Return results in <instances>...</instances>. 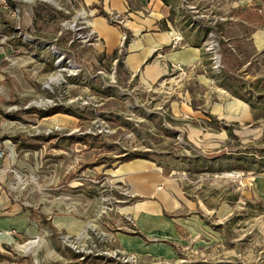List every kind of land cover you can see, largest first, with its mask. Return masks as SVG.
<instances>
[{"label": "rangeland", "instance_id": "obj_1", "mask_svg": "<svg viewBox=\"0 0 264 264\" xmlns=\"http://www.w3.org/2000/svg\"><path fill=\"white\" fill-rule=\"evenodd\" d=\"M231 1L178 0L176 5L179 11L212 20L233 14ZM14 3L10 7L0 0V191L14 188L24 208L53 216L54 221L70 217L78 226L74 232L52 235L39 223L37 237L31 238L13 232L15 240L0 248L11 258H0V264H76L66 247L91 255L94 262L84 264H264V199L253 189V180L264 175V168L243 162L244 169H231L237 149L256 161L264 156V102H258L257 120L233 126L238 139L223 144L232 155L214 156L221 147L213 138L203 139L200 128L205 124L216 134L215 123L201 112L214 95L194 78L192 68L187 73L182 66L174 67L158 83L142 85L129 80L124 67L112 60L116 52L99 51L88 26L94 10L86 0ZM207 53L210 59L201 68L205 76L219 73L220 57L219 66L213 67L212 54ZM258 57L256 64L237 66L234 72L264 73L263 56ZM257 86L255 91L264 96V81ZM188 103L200 112L178 118L174 113L181 117ZM57 106L81 116L56 113L39 118L28 113ZM38 135L50 139L39 142L34 151L18 149L12 138ZM84 136L98 147L72 142ZM123 152L157 159L164 170L173 171L186 198L203 204L202 210L195 209L207 223L190 222L175 245L173 261L121 250L119 230H131L132 220L122 213L120 189L103 164L82 169L97 160L111 165L114 161L107 162ZM130 255L135 259L124 262Z\"/></svg>", "mask_w": 264, "mask_h": 264}, {"label": "crops", "instance_id": "obj_2", "mask_svg": "<svg viewBox=\"0 0 264 264\" xmlns=\"http://www.w3.org/2000/svg\"><path fill=\"white\" fill-rule=\"evenodd\" d=\"M169 1L170 5H165L162 0H86L94 10H90L88 26L97 37L100 52L109 55L116 52L112 60L124 67L129 80L151 86L165 79L174 67L182 66L187 73L192 68L194 78L214 95L207 109H201V112L206 120L215 123L216 134L210 133L209 126L202 124V137L218 142L221 148L214 156L225 158L230 152L223 144L228 139H238L233 126L237 122L248 124L255 120V111L248 103L221 87L219 81L223 71H226L245 83L247 89L261 96L255 90L257 84L263 83L264 73L249 75V72H245L241 75L234 70L237 66L247 68L256 64L258 56H263L264 63V26L254 22L250 16L264 17V0H232L233 14L214 16L212 20L200 19L186 10L179 11L176 5L178 0ZM99 10L108 17L98 14ZM113 15H118L119 19L111 23L109 19ZM206 29L209 30L206 38L216 43L220 57L219 73L212 72L209 76H205L201 69L204 61L210 59L205 49ZM240 55H244V58L241 59ZM224 96L231 100H225ZM196 109L198 107L188 103L181 109V117L180 112L174 114L183 118L193 114ZM124 153L127 152L121 155ZM245 154L248 155V152ZM103 166L108 171L109 180L117 184L120 189L118 193L123 196L125 205L121 208L122 213L132 220L131 230H119L117 236V243L123 252L173 261L177 258L175 245L181 242L182 234L189 230L190 222L203 220L207 223L195 209L202 210L203 204L199 200L191 202L186 198L173 171L164 170L157 159L147 155L145 158L135 157L115 161L109 167ZM25 187L21 186L20 191L23 192ZM13 189L0 191V248H7V244L15 240L11 233L13 230L27 238L37 237L39 223L46 225L52 235L77 229L78 223L73 218L57 216V221H54L53 216L46 213L36 215L33 208H24L25 204H18L17 191ZM253 189L257 198L264 199V175L253 180ZM134 230L138 234H133ZM0 254L5 256L0 258H11L5 253ZM75 260L78 264V260Z\"/></svg>", "mask_w": 264, "mask_h": 264}, {"label": "trees", "instance_id": "obj_3", "mask_svg": "<svg viewBox=\"0 0 264 264\" xmlns=\"http://www.w3.org/2000/svg\"><path fill=\"white\" fill-rule=\"evenodd\" d=\"M5 1L8 4V6H10V7L15 5L14 0H5ZM162 1L165 5H170L169 0H162ZM170 13L172 14V9L170 10ZM98 14L103 15L105 17H108V15H106V13H104L101 10L98 11ZM250 16L253 18L254 22H258L259 25L264 26V17H262V16L259 17L255 14H250ZM111 23H114V22L111 21ZM208 33H209V30L206 29L204 31L205 38L207 37ZM224 52H226V51H224ZM219 85L221 87H223L224 89H226L228 92H230L233 96H235V97L245 101L246 103H248L249 106L251 107V109L254 111L256 109L260 108V105H258L259 103L264 102V96L256 95L254 93V91L247 89L245 83H243L239 79H237V77L235 75L229 74L226 71L225 72L223 71L222 79L219 81ZM29 110L30 111H28V113H35V114H37V116L39 118L48 117V116L54 115L56 113L69 114V115H72V116H75L78 118H80V116H81L78 113L74 112L72 109L65 108L63 106L51 107V108L46 109V110H37V109H29ZM6 116L14 119V115L6 114ZM254 118L258 119L259 116L255 115ZM88 137L89 136L82 137L80 139L81 141H76L75 139H72V138L71 139H72V142H80L82 144H85L87 147H91V148L92 147H98L99 143L95 144V142H93V141L88 142V140H86V138L88 139ZM12 138L14 140V143L18 147V149H20V148L38 149L40 147L38 144L39 142H42V141L48 142L50 139V137H46L44 135H40V136L38 135L35 137H31L30 139L24 138V137H22V138L20 137L18 139L16 137H12ZM93 139L94 138L92 137V140ZM91 142H93V143H91ZM235 153L237 154L238 157L236 159H234V162L231 165V169H233V170L244 169L245 164H242L243 162L253 163V164H261L260 166L262 168H264V156H262V158H260V161H256V160H254L253 155H250V154L246 155L244 151L238 150ZM135 157L145 158V157H147V155H144L141 153H132V154L124 153V155L118 156L117 158H114V159H110L107 162V164H109V162L124 161V160H129V159L135 158ZM100 164H105V163L102 162V160H97V161H94L92 163H86L85 165L82 166V169H85L86 167L92 168V167L100 165ZM109 166H110V164L107 165L106 167H109ZM70 176H72V175H70ZM71 178L72 177H69V180H71ZM132 232H133V234H138V232L136 230H134ZM65 250L67 252H69L70 254H72V256L78 260V264H84L87 262L88 259H90L91 262H94V259L89 254H85L82 252H75L69 247H66ZM0 257H5V256L0 254Z\"/></svg>", "mask_w": 264, "mask_h": 264}, {"label": "built area", "instance_id": "obj_4", "mask_svg": "<svg viewBox=\"0 0 264 264\" xmlns=\"http://www.w3.org/2000/svg\"><path fill=\"white\" fill-rule=\"evenodd\" d=\"M118 19H119V18H118V15H113L112 17H110L109 20L112 21V22H117ZM209 36H211V35L209 34ZM205 49H206V51H208L209 53L212 54V56H211V60H212V62H213V64H214L213 67H218V66H219V53H218V48H217L216 43L213 42V41L211 40V42L207 43ZM3 156H4V153H3L2 150H0V159L3 158ZM129 221H131V220H129ZM131 222H132V221H131ZM11 232L13 233V232H15V231L13 230V231H11ZM72 250H73V248H72ZM73 251H74V250H73ZM77 252H81V251H78V250H77ZM133 259H135V257L132 256V255H130V256H128V257L123 258V261L126 262V261H128V260L130 261V260H133Z\"/></svg>", "mask_w": 264, "mask_h": 264}, {"label": "bare ground", "instance_id": "obj_5", "mask_svg": "<svg viewBox=\"0 0 264 264\" xmlns=\"http://www.w3.org/2000/svg\"><path fill=\"white\" fill-rule=\"evenodd\" d=\"M83 12V11H82ZM35 244V243H34ZM20 248H23V247H29V246H25V245H19ZM31 247V246H30Z\"/></svg>", "mask_w": 264, "mask_h": 264}]
</instances>
